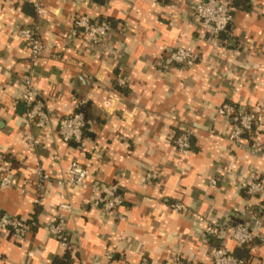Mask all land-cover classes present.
<instances>
[{
  "label": "crops",
  "instance_id": "obj_1",
  "mask_svg": "<svg viewBox=\"0 0 264 264\" xmlns=\"http://www.w3.org/2000/svg\"><path fill=\"white\" fill-rule=\"evenodd\" d=\"M195 0H0V155L14 162L16 187L0 190V211L33 220L26 242L0 233V264H52L68 253L72 264H208L215 243L204 234L209 221L249 223L264 237V193L249 196L244 185L264 181V0L234 6L223 38L211 39L193 16ZM75 15L111 21L103 43L93 45L79 32L71 35ZM37 25L45 51L33 65L37 96L50 120L43 129L24 118L20 81L29 50L19 28ZM178 46L198 53L188 67H161ZM124 76L127 85H116ZM86 101L88 148L61 140L57 120ZM234 103L262 114L250 136L232 142V126L216 110ZM192 134V148L181 155L172 143L180 131ZM30 135L40 140L33 146ZM88 168L89 180L117 182L123 205L105 211L89 207L87 192L60 188L71 161ZM37 166L50 174L44 201L33 203ZM156 171L157 177L146 179ZM216 178L215 186L210 180ZM68 194L72 210L57 207ZM184 203L188 213L169 204ZM256 210L257 222L250 211ZM66 221L68 248L47 231L52 214ZM258 214V215H257ZM245 264H264V246L243 248L227 239Z\"/></svg>",
  "mask_w": 264,
  "mask_h": 264
},
{
  "label": "built area",
  "instance_id": "obj_2",
  "mask_svg": "<svg viewBox=\"0 0 264 264\" xmlns=\"http://www.w3.org/2000/svg\"><path fill=\"white\" fill-rule=\"evenodd\" d=\"M233 0H195L192 5L193 16L196 18L201 29L211 39H217L225 33L233 22L234 5ZM33 6L37 14L44 16L45 10L40 4V0H34ZM111 21L103 19L93 21L88 15H75L72 20L71 35L79 32L86 40L98 45L103 43L112 31ZM18 36L25 42L29 50V64L26 73L21 78L20 99L24 104V118L33 127L43 129L50 120V115L44 107L43 101L37 96L34 85L33 65L38 61L41 54L45 51V44L39 36L37 25H25L18 30ZM198 58V53L192 47L178 46L169 50L162 58L161 67L169 70L173 67L192 66ZM116 85L125 87L127 79L124 76H117ZM86 104V101L79 100L75 104V110L57 120L56 132L64 142L78 145L81 149L88 148L90 139L85 135L86 123L84 113L79 108ZM218 115H223L229 119L232 126L231 139L234 144L238 143L245 135L250 136L253 130L259 129L262 124V114L250 109H243L230 102L222 103L216 110ZM192 134L189 130L180 131L176 134L172 143L181 155H186L191 151ZM251 147L257 151L262 150V144L253 140L250 136ZM29 143L37 147L40 140L33 135L28 137ZM6 155H0V190L16 187L24 192L25 189L19 186L15 179L13 167ZM37 181L34 183L33 203L41 206L44 201L42 188L44 184L51 180V176L43 167L37 166L35 169ZM94 177L93 173L86 167L79 165L76 161H71L67 170V175L62 178H55L54 183L60 188L66 186L77 187L87 192L86 203L89 207H101L105 211L115 210L125 201L124 191L117 182L104 183L102 181L89 180ZM157 177L156 171L146 174V179ZM217 179L210 180V185L215 186ZM244 191L249 196H257L264 193V181L258 176H253L244 185ZM170 208L179 213H188V207L180 202L174 201L169 204ZM59 210L71 212L72 207L68 200V194L64 191L59 193L57 204ZM251 218L257 222L256 214L249 212ZM34 225L33 220L19 216H12L0 211V233L9 232L13 241L16 243L26 242L27 235ZM48 233L55 237L61 245L68 248L66 240V221L59 214H52L48 219ZM204 234L214 237L218 245L214 246L211 253V261L208 264H245L236 257L232 250L227 246V239L232 240L238 246H251L255 243L264 246V237H257L254 229L247 222L226 223L220 221H209L204 227ZM141 264H150L147 258L143 257Z\"/></svg>",
  "mask_w": 264,
  "mask_h": 264
},
{
  "label": "trees",
  "instance_id": "obj_3",
  "mask_svg": "<svg viewBox=\"0 0 264 264\" xmlns=\"http://www.w3.org/2000/svg\"><path fill=\"white\" fill-rule=\"evenodd\" d=\"M246 2H248V0H233V3H234L233 5H234V6H239V5H242V4L246 3ZM225 33H227V31H226ZM225 33H223V34H225ZM223 34L220 35L221 38L224 37ZM79 110L82 111V113H84L85 119L87 120V108H86V104L83 105V106H81V107L79 108ZM86 126H87V123H86ZM191 141H192V139H191ZM6 158L9 159V161H10V163H11V166L14 168L15 164H14V162L12 161V159H10L9 157H6ZM263 204H264V203H263ZM255 212L258 213L256 210L254 211V213H255ZM257 215H258V214H257ZM233 223H241V222L238 221V220H237V221L234 220ZM211 238L213 239V241H214V243H215V246H217V245H218L217 240H216L214 237H211ZM66 240H67V239H66ZM241 247L246 248V249L248 248V246H247V247L241 246ZM236 257L242 259V260L246 263V259L241 258V257H239V256H236ZM52 264H72V261H71V258H70V256H69V254H68V253H65V255H64L63 257L55 259V260L53 261Z\"/></svg>",
  "mask_w": 264,
  "mask_h": 264
}]
</instances>
